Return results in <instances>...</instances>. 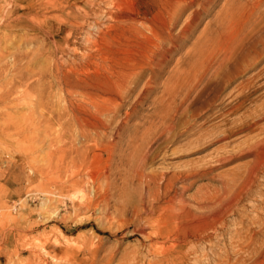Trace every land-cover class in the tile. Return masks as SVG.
I'll list each match as a JSON object with an SVG mask.
<instances>
[{
    "label": "bare ground",
    "instance_id": "1",
    "mask_svg": "<svg viewBox=\"0 0 264 264\" xmlns=\"http://www.w3.org/2000/svg\"><path fill=\"white\" fill-rule=\"evenodd\" d=\"M218 1L219 0H154L156 6L151 5L145 9L144 12L136 13L137 17L140 18V26H132L133 24H130L131 26L129 29L127 28V30L123 28L120 29V24L116 22L114 16L115 10L112 3V7L110 8L113 9L107 15H103L102 18H99L98 12H96L98 9H96L93 13H87L84 19L74 16V21H69L67 23L65 21L64 24H62L61 27L58 26L59 28L57 29L55 27H48L47 29L43 27L44 34L48 37L46 44L49 47H46L48 53L45 50L48 54V60H46V58L44 59L46 62H50L47 64H50L49 68L46 69L43 67L46 71L43 70L45 72L42 79L43 81H48L44 84L45 86L47 83V89H45L46 87L44 89L48 90L49 95L44 96L43 105H40L43 108L42 119L44 128L42 127V129L45 131L44 143L45 146L50 148L49 151H46L48 154L44 155L46 156L44 161L46 162L44 175H47L49 180L51 171L55 172L54 176L59 181V190L69 191L67 189L71 188L73 192H76V196H73V199L74 197H81V200L84 199V201L87 202V204L85 203V205L88 206L87 208L94 205L95 207H99L101 202L104 201H99L100 205L96 204V199L94 200V197H92L94 194L92 191L100 189V192L103 193L104 199L106 200L113 195H111V179L115 170L113 163L118 156H120L123 163L131 161L133 165L138 163L144 167L151 154H153L152 150L154 146L163 138L174 141V139L187 136L185 140L186 144L183 145L188 146L191 148L190 150L193 151L203 148L206 144L213 142H215L214 144H216V142H226L227 145H231L234 141L233 138L236 136L241 135L245 137L255 134L256 132H264V93L260 94L264 91V41H261L260 39H262V37H259V39L257 38L254 41L251 40V38L249 39L251 42H247L248 40L246 41V36L243 34L245 25L249 23L251 17L264 2L260 4L261 2L259 3V1L261 0H238L226 7L225 10L222 9L223 12H217L220 14L219 17L217 16L218 18L215 17L218 23L217 30L210 34H203V36L201 35L202 37L200 36L201 38L198 37V34L196 37L198 38V40L196 39L197 42L191 50L189 49L190 51L188 54L186 53V58L179 63V65L185 66V69L176 68L177 71H175L166 82L165 92H163L164 96L161 94V98L155 99L153 102L157 105L155 108L156 120L149 128L147 126L148 129L141 135L137 134L132 138L131 143H128L131 150L130 153L128 152V159L125 158L122 153L121 155L119 154V150L121 146H123V141L119 142L118 140L121 137V130L128 125V120L132 116L131 112L137 111L144 101H148L149 98L156 93V82L170 63L173 54L189 41L200 21L204 18V15L214 8ZM190 9L192 12L190 15L187 14L188 17L183 22L184 24L182 23V26L180 24L182 16ZM248 9H250L251 12L246 14ZM61 22L63 21L61 20ZM180 25L182 27L179 28ZM228 25L229 27L231 26L230 31H232V33L229 32V36L226 34L229 30L225 32ZM251 32L253 33L254 31ZM262 32L264 33V31ZM111 33L118 36V39H115V44H110L111 48H106L105 45L111 43L110 39L108 40L106 37L108 35L111 36ZM254 34L256 33L254 32ZM108 41L109 43H106ZM43 42L45 44V39ZM177 63L178 62H176V65ZM233 67L235 71H239L240 73L249 70L254 71V74L238 84L232 92L230 91L229 97L232 101L226 104L227 106L223 107L226 102L221 100L222 103L216 105L212 109L215 113L210 117L213 118V120L220 121L213 124L212 127L210 126L211 128L207 127V121L203 124L201 122V126L196 125V128H198L197 133L189 134L187 133L188 131H178L179 123L177 117L182 107L190 100L191 96L198 92L196 100L194 101L192 99L194 102L191 100L193 103L198 104L201 98L211 90L212 83L220 82L215 90H213L215 96L216 93L220 91V88L229 80ZM40 71L42 72V69ZM28 73L32 75L30 72ZM223 74L227 76V79ZM147 75H149L148 79L140 89ZM209 75V80L207 83H204V80L206 78L208 79ZM231 75L233 76V73ZM26 78L28 79V77ZM38 83H41V80L40 82L38 81ZM44 89L42 92H44ZM54 89L58 95V101L56 102L58 104L56 106L51 105L52 107L50 108L49 96ZM56 92H54V94ZM41 97L43 98V96ZM54 100L51 104H54ZM40 103H42V101H40ZM198 107L200 106H197V109H199ZM211 107L210 104V110ZM197 109H195V111L192 109V111L196 112ZM124 112L125 114H123ZM187 114H189L188 111ZM30 125L32 126V124ZM53 126L56 127V135L54 134V137H51L49 133ZM180 126L181 128L183 127L182 125ZM37 128L40 129L41 127L38 126ZM262 135H264V133ZM260 136L261 135H258V137ZM190 137L193 138L190 139ZM251 137L252 136H250V138ZM162 144L163 142L157 146L156 150L160 148ZM226 147L229 148V146ZM203 150H205V148H203ZM218 150H221V147ZM254 151L257 153L256 159L253 160L254 162L252 161L251 164L249 161V165H245L240 171L234 173V178L226 183L224 187L225 193H222L223 195L220 194L221 196L218 195L219 198L213 200L195 199V201L189 198L186 199V193L195 185V181L193 180L211 177L221 165H226L239 158L251 155ZM232 175L233 174H231V176ZM262 175H264V138L256 142H251L249 139L244 144V147H240L238 153L218 152L217 155L213 158L211 157L209 161H191L190 164L188 163L184 167H179L172 173H162L160 175L156 173L151 176L141 174L139 180L144 185V189L142 190L143 193L140 203L138 206H135L134 209V211L141 216V219L138 221L140 224H136L141 226L144 224L147 228L149 238L160 235V237L163 236L167 239H171L172 232L175 228H178V225L180 226L184 216L191 213L193 207H196L200 211L213 209V211H211L213 213V216H211L212 220L210 217L209 221H212L216 224L215 226H217L218 223L223 221V216L227 215L226 213L237 211V203H235L234 200L236 195H234L235 192H233L237 182H248V194L245 193L249 196ZM124 179L126 180V177H124ZM130 179L131 176L128 180ZM135 179L133 177L131 180L134 181ZM47 183L49 182L47 181ZM129 184L131 185L132 183ZM96 187H98V189H96ZM240 187L238 188L237 186L236 188L240 190ZM245 189H243V191H245ZM239 190L237 192H240ZM232 192L234 193L233 198L231 197ZM238 196L239 195H237L235 199H237ZM220 197H222V199H220ZM137 200H139V198ZM132 202L136 203L139 201L134 199ZM106 208L107 207H105V209ZM124 210L127 211L126 209ZM206 212L208 214L209 211ZM142 215H145L146 218L142 217ZM225 218L227 217L225 216L224 219ZM205 219L206 222H209L207 218ZM250 239L251 241L253 240L252 238ZM48 240L49 239H47V243ZM153 241L152 244L154 243ZM177 243L178 242H176V244ZM252 243H250V245H252ZM27 245L28 246L25 245L26 247H24V249L28 247L32 253L40 252L41 254V252L47 250V244H42L38 247L35 246L36 244L30 242ZM175 245L173 243L172 247L176 248ZM64 246L61 247V253H69L71 248L69 246ZM155 248L159 253H163L166 249L164 244H160ZM184 249L185 248L182 250L184 251ZM169 256L174 258L171 254ZM175 256L177 257V255ZM59 257L53 259H55L56 262L62 260ZM75 257L76 256H73L72 253H69L64 261L71 264L73 259L75 260ZM169 258L166 257V259ZM32 259L30 261L28 260V264H35ZM34 260H36V258H34ZM44 260L45 259L41 260V264H48L46 260ZM90 263L97 264L96 262L94 263V261Z\"/></svg>",
    "mask_w": 264,
    "mask_h": 264
},
{
    "label": "rangeland",
    "instance_id": "2",
    "mask_svg": "<svg viewBox=\"0 0 264 264\" xmlns=\"http://www.w3.org/2000/svg\"><path fill=\"white\" fill-rule=\"evenodd\" d=\"M88 1L89 0H0V264H28L32 257V261H34L35 264H41L42 259H45L48 264H69L64 261L69 253L76 256L71 264H91L90 262L92 261L97 264H264V175L260 177L256 187L252 189L253 191L249 196H247V189L249 188L248 182L244 181L245 184L243 181L237 182L234 187L235 191L233 190L235 194L233 192L231 194L232 198L234 195L240 196H238L237 199H235L236 196L234 197L235 203H237V211L226 213L227 215L223 216V221L218 223L217 226H215L216 224L212 221H209V218L213 216V213L211 212L213 209L200 211L196 207H193L192 212L185 215L183 218L184 221L182 219L180 226L178 225V228H175L172 232L171 235L173 239L172 237L171 239H167L163 236L160 237V235L149 238L147 228L144 224L143 226L139 225L140 222L138 221L141 219V216H139L140 214L134 211L135 206H138L140 203L143 193L142 190L144 189V185L139 180L141 174L151 176L156 173L157 175L162 173H172L179 167H184L188 163L190 164L191 161H209L211 160V157H215L218 152L238 153L240 147H244V144L249 139L251 142L262 140L264 138V135H262L264 132H256L255 134L250 135L252 136L251 138L250 136H236L233 138L234 141L231 145H227L226 142H216V144L213 142L206 144V146L203 147L205 150L200 148L193 151L190 150L191 148L188 146L183 145L186 144L185 140L187 136L174 139V141H169L168 139L163 138L164 141H166L164 142L162 139L154 146L152 150L153 154H151L147 161L148 163L146 162V165L143 164L145 165L144 167L138 163L133 165L131 161L123 163L120 156H118L113 163L115 169L111 179V195H113L106 200L98 187H96V189H98L97 191H92L94 192L92 197H94V200L96 199V204L100 205L99 201H104L101 202L99 207H95L94 205L87 208L88 206L85 205L87 202L84 201V199L81 200V197H74V200L73 196H76V192H73L71 188L67 189L69 191L64 190L65 192L59 190V181L54 176L55 172L51 171L49 180L47 175H44L46 168V162H44L46 156L44 155L48 154L46 151H49L50 148L45 146L44 143L45 131L42 129V127L44 128V123L42 119L43 108L41 106L43 105L44 96L49 94L48 90H45L47 89V83L44 86L45 82L48 81H43L42 79L44 72L50 67V64L47 65L50 62H46V60H48L47 48L49 47L46 44L48 37L44 34L43 27L46 29L48 27H55L57 29L61 27L65 21L66 23L74 21V16L84 19V16L86 17L87 13H93L96 9H98L96 12H98L99 18H102L103 15H107L111 12L113 8L110 7L113 6L115 10V20L120 24V29L123 28L127 30L132 24V26H140V18L137 17L138 12H144L145 9L151 5L156 6L154 0ZM237 1L238 0H228L227 2V0H219L216 6L210 10L211 12L209 11L204 15V20L202 19L200 21L189 41L182 45L180 50H176L172 56L173 60L170 59V63L156 82V93L153 94L148 101H144L137 111L131 112L132 116L128 120V125L121 130V137L118 141H123V146H121L119 150L120 155L122 153V155L128 159L129 153L131 152L128 143H131L132 138L137 134L141 135L156 120L155 108L157 105L153 102L155 99H160L161 94L164 96L163 92H165L166 82L170 76H172L178 68H181L182 70L185 69V66L179 65V63L186 58L188 52L197 42L198 38L196 37L198 34V37H200L201 35L203 36V34H210L217 30V18L220 15L218 13L223 12L226 7ZM263 2L264 0L259 1L260 4ZM111 3L113 4L112 6ZM263 10L264 3L251 17L249 23L245 25L243 34L246 36V41L248 40L247 42H251V40L254 41L257 38L259 39V37H262L260 40L264 41V33L262 32L264 31ZM191 12L192 10L190 9L182 16V21L180 23L182 26L184 24L183 22L188 17L187 14L190 15ZM250 12V9H248L246 14H249ZM61 20L63 22H61ZM259 20L262 21L260 22ZM181 25L179 28L182 27ZM230 29L231 26L229 27V25L228 28L225 29V32L226 30H229L226 32L228 36L230 35L229 32L232 33ZM251 31H254L256 34ZM106 38L108 40L110 39L111 43L108 41L106 43L109 44L105 46L106 48H111L110 44H115V39H118V36L111 33V36L108 35ZM42 39H45V44ZM44 58H46V60ZM176 62H178L177 65ZM41 69L42 72L40 71ZM232 73L233 76H236L233 77L231 75ZM252 74H254V71L248 70L240 73L239 71H235L233 67L230 73V81L228 80L222 88H220L221 92L219 91V94L216 93L214 96L215 93L213 90H215L220 82H213L211 90L201 98V101L198 104L193 103L196 100L198 92L194 93L179 112L178 117L181 118L179 119L177 117L179 123L178 131H188L187 133L189 134L197 133L198 128H196V125L201 126L207 121V127L211 128L213 124L218 123L220 120H213V118L210 117L215 113L212 109L216 105L222 103V101L226 102L223 107L227 106L226 104L232 101L229 96L233 89ZM148 76L149 75L146 76L140 89L147 81ZM223 76L227 79L225 74H223ZM26 77H28V79ZM209 78L210 75L208 76V79L206 78L204 80V83H207ZM40 80L41 83H38ZM42 87L43 89L46 87L44 92H42ZM54 92H56L55 89L52 92L53 94L51 93L49 96L50 108L53 105L56 106L58 104L56 103L58 101V95L57 92L55 94ZM262 93H264V91L260 94ZM41 96H43V98ZM53 100L55 102L54 104H51L53 103ZM40 101H42V103H40ZM209 103L212 106L211 110ZM197 106H200L198 107L199 109H197ZM192 109L194 111L197 109V111L194 112ZM187 111L189 114H187ZM125 112L123 114H125ZM201 122L202 124H200ZM30 124H32V126ZM180 125L183 127L181 128ZM38 126L41 128H37ZM55 130L56 127L53 126L49 133L51 137H54V134L56 135ZM258 135L261 136L258 137ZM192 138L193 137H190V139ZM162 142L163 144L156 150L157 146ZM226 146H229V148ZM220 147L221 150H218ZM256 156L257 153L254 151L251 155L239 158L232 163L221 165L211 177L193 180L195 181V185H193L186 193V199L189 198L190 200L193 199L192 201H195V199L213 200L219 198V196L223 195L222 193H225L224 187L229 180L234 178V173L240 171L245 165H249V161L252 164V161L256 159ZM231 174L233 175L231 176ZM127 176L128 178L131 176V179H133V177L135 179L136 177V181L131 179L128 180ZM124 177H126L127 181ZM47 181L49 183H47ZM129 183L132 184L130 185ZM237 186L238 188L241 186L240 190L236 188ZM243 189H245V191H243ZM238 190L240 192H237ZM132 197L139 202L133 203L132 200L134 199ZM222 197H220V199H222ZM138 198L139 200H137ZM127 204L128 206L130 204L129 208ZM105 207H107V210ZM206 211H209L208 214H210L208 215ZM225 216L228 219L225 218V220ZM142 217L146 218L145 215H142ZM205 218H207V221L209 222H206ZM210 219L212 220V217ZM250 238L254 240H252L253 243ZM47 239H49L48 243ZM152 241L154 242L153 244ZM30 242L36 244L35 246L38 247L42 244H47L46 253L44 251L41 252V254L40 252L32 253L28 247L24 249V247L28 246L27 244ZM176 242L178 243L176 244ZM248 242L252 243V245ZM173 243L174 245L176 244V248L172 247ZM239 243L242 244L240 245ZM156 244L157 246L164 244L166 248L165 251L163 253L156 251ZM179 245L182 246L180 247ZM63 246H69L71 248L69 253H61V247ZM169 247H172L171 250ZM181 248H185L184 251ZM168 253L173 255L174 258L169 256L170 254ZM175 255H177V257ZM182 255L188 256L184 257ZM55 257H59L62 260L58 259L60 261L56 262V260L53 259ZM166 257L169 258L170 261L169 259H166ZM34 258H36V260H34Z\"/></svg>",
    "mask_w": 264,
    "mask_h": 264
}]
</instances>
